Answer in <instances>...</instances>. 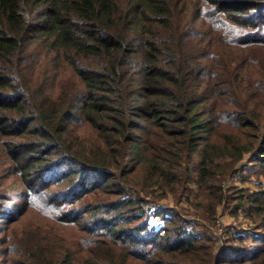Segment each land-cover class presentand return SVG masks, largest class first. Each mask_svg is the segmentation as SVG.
Here are the masks:
<instances>
[{
	"label": "trees",
	"instance_id": "16d2710c",
	"mask_svg": "<svg viewBox=\"0 0 264 264\" xmlns=\"http://www.w3.org/2000/svg\"><path fill=\"white\" fill-rule=\"evenodd\" d=\"M0 152L23 179L0 220L20 197L81 232L15 264H264V188H223L247 155L264 176V0H0ZM156 188L260 232L217 256L173 211L156 231Z\"/></svg>",
	"mask_w": 264,
	"mask_h": 264
},
{
	"label": "rangeland",
	"instance_id": "374dc122",
	"mask_svg": "<svg viewBox=\"0 0 264 264\" xmlns=\"http://www.w3.org/2000/svg\"><path fill=\"white\" fill-rule=\"evenodd\" d=\"M46 55L47 52L44 50L42 57L47 61ZM66 71L67 74H64V77L70 78V71L65 68L64 73ZM259 112L261 113V110ZM249 159L250 155H247L237 165L238 173L223 185L225 191L232 187L251 192H257L264 188V176L253 175L249 171L245 174L242 173L244 169H251L252 163L248 162ZM226 161L223 160V162ZM13 172L12 165L0 152V197L5 195L2 192H6L8 198L9 196L13 197L15 195L13 191L22 186V177L13 175ZM29 179L34 181V179ZM194 190L196 189L194 188ZM150 192L152 195L145 198L146 201H149L145 203L144 208L151 217L150 225L154 230L158 231L164 225V222L159 216H156V213L173 211L188 223L186 225L188 231L204 234L215 241V253L217 256H220L224 250L230 248V244H228L230 238L243 235L246 231V234H257L260 232V230H255L256 224L246 217L244 214L245 210H240L239 217H234L228 213V210L231 209L230 206L227 204L221 205L217 208L216 223L213 224L208 220L212 212V201L198 199L194 194H186L184 198H178V196L173 195L165 196L163 191L157 188ZM17 201V210L11 212L8 209L6 214L8 219H13L10 221L0 220V239L3 241L0 246V256L5 255L7 257L0 259V264H15L16 261H20V251L34 247L35 244L31 245L34 242H39L42 246L48 247L51 251L50 253L58 259L65 254L59 248V245H62L60 244L61 240L69 248L75 250L76 253H82V247L78 246V240L81 237L79 226L75 224L62 225L60 222L53 221L50 217L51 215H47L45 205L36 207L32 203H24L20 197H18ZM246 243L251 245V239Z\"/></svg>",
	"mask_w": 264,
	"mask_h": 264
}]
</instances>
